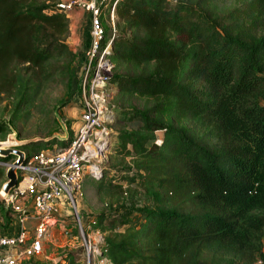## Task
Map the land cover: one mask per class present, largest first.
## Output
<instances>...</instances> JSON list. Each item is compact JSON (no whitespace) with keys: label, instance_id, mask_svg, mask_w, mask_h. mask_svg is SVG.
I'll use <instances>...</instances> for the list:
<instances>
[{"label":"trees","instance_id":"obj_1","mask_svg":"<svg viewBox=\"0 0 264 264\" xmlns=\"http://www.w3.org/2000/svg\"><path fill=\"white\" fill-rule=\"evenodd\" d=\"M61 1L0 0V101L11 98L15 115L49 81L68 93L73 87L77 56ZM114 2L101 15L111 80L156 100L136 110L142 127L119 134L152 204L141 210V225L102 226L101 257L112 264H264V221L247 218L252 206L264 210V33L250 42L225 36L209 0H117L116 23ZM191 116L199 119L194 131L180 123ZM13 123L0 124L7 130L0 139L17 130ZM70 140L51 143L67 147ZM51 143L25 149L32 155Z\"/></svg>","mask_w":264,"mask_h":264},{"label":"rangeland","instance_id":"obj_2","mask_svg":"<svg viewBox=\"0 0 264 264\" xmlns=\"http://www.w3.org/2000/svg\"><path fill=\"white\" fill-rule=\"evenodd\" d=\"M184 1L193 4L197 2V0ZM208 4L211 14L216 18L217 30L225 36H235L250 42L254 37L264 33V4L262 0H209ZM111 20L116 23L118 17L112 14ZM203 25L206 24L203 23ZM130 34L131 31L126 33V37ZM67 43L77 56L75 52L77 44L75 45L71 29ZM83 65L84 62L77 65V59L74 62L73 87L69 93L64 84L58 81H49L45 83L41 94L35 97L34 103L31 106L27 105L25 109L21 110V113L17 112L16 115L15 105L11 98L0 101V124L3 121L10 122L14 119L13 124L21 132V138L47 137L51 135L49 133L53 128L58 129L57 131L62 129L60 123L58 128L56 123L58 108L57 112L64 121H71L69 130L72 131V125L80 117L81 98L76 92L83 79ZM122 69L127 70L126 65H123ZM121 72L123 71L121 70ZM115 73H119L117 66ZM111 83L110 101L116 110L117 118L111 122L112 138L106 146L108 155L103 164V176L101 174L89 176L84 180L76 192L74 200L59 210L57 222L52 225L44 238V254L25 260L20 264H36L38 262L112 264L107 258L101 257V248L105 237L102 226H114L116 230L122 231L130 223L141 225L145 222L141 210L152 204V198L147 193L145 185L142 184L143 179L138 175L139 171L131 169L133 156H126L121 151L119 134L124 130L142 127L140 117L135 115L136 110L152 109L156 105V100L130 91H122L120 84L115 80ZM260 101L264 103V95ZM180 123L185 125L188 131H194L199 125V119L191 116L185 120L182 119ZM6 131L5 129L0 132V137H3ZM156 136L159 139L163 138L159 131L156 132ZM53 144L51 143V145ZM26 151L29 152L27 149ZM0 162L4 161L0 159ZM6 168L5 164L0 163V186L7 180L6 174L2 175ZM100 176H102L101 180L95 179ZM0 205L3 209L9 210L1 193ZM247 218L250 222L259 219L264 221V210L252 206L248 211ZM260 242L264 249V236L261 237ZM81 248L84 250L83 253L75 252ZM69 252H74L76 255L73 263L65 260V256Z\"/></svg>","mask_w":264,"mask_h":264},{"label":"built area","instance_id":"obj_3","mask_svg":"<svg viewBox=\"0 0 264 264\" xmlns=\"http://www.w3.org/2000/svg\"><path fill=\"white\" fill-rule=\"evenodd\" d=\"M111 0H66L60 7L69 16L75 8L91 13V42L82 68L83 79L76 92L80 117L72 125L67 147L54 144L51 148L32 154L20 167V181L3 200L15 211H22L18 202L30 200L32 214L24 208L22 215L33 219L32 232L21 228L17 234H0V264H20L44 254V238L57 222L62 206L74 200L84 180L100 175L107 159V144L111 141V122L117 118L111 105V77L114 62L107 56L109 45L102 48L104 28L101 23L103 9ZM113 3L111 13L114 14ZM9 165L8 162H0ZM256 264H262L261 261Z\"/></svg>","mask_w":264,"mask_h":264},{"label":"crops","instance_id":"obj_4","mask_svg":"<svg viewBox=\"0 0 264 264\" xmlns=\"http://www.w3.org/2000/svg\"><path fill=\"white\" fill-rule=\"evenodd\" d=\"M66 1V0H62ZM70 27L73 34L75 45L77 44V65L81 64L85 60V53L89 48L91 42L90 35V21L91 13L85 9L75 8L69 15ZM7 169V168H6ZM6 174V171H5ZM5 182V181H4ZM3 182V183H4ZM21 210L26 208L30 214L33 212V204L30 200H23L18 202ZM63 208L65 207L62 206ZM62 208V209H63ZM11 209V211H10ZM22 211H15L14 208L9 206V210L3 209L0 205V234L14 235L17 234L21 228H27L30 232L35 227V221L33 219H26Z\"/></svg>","mask_w":264,"mask_h":264},{"label":"water","instance_id":"obj_5","mask_svg":"<svg viewBox=\"0 0 264 264\" xmlns=\"http://www.w3.org/2000/svg\"><path fill=\"white\" fill-rule=\"evenodd\" d=\"M57 111L56 116L62 127L61 131H56L47 137L35 136L31 138H21L17 130L12 128V131L7 135L6 139L0 140V158L10 159V161H7L9 163L6 169L7 180L0 188V193L3 196H9L20 181V167L25 165L30 157L25 149L26 146L32 143H51L56 140H66L70 138V130L67 122L64 121Z\"/></svg>","mask_w":264,"mask_h":264}]
</instances>
